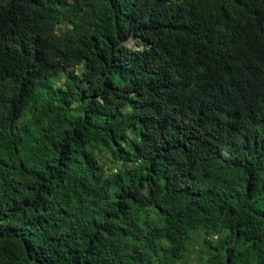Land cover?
Segmentation results:
<instances>
[{
  "label": "trees",
  "instance_id": "16d2710c",
  "mask_svg": "<svg viewBox=\"0 0 264 264\" xmlns=\"http://www.w3.org/2000/svg\"><path fill=\"white\" fill-rule=\"evenodd\" d=\"M193 238L264 264V0H0V264Z\"/></svg>",
  "mask_w": 264,
  "mask_h": 264
},
{
  "label": "rangeland",
  "instance_id": "374dc122",
  "mask_svg": "<svg viewBox=\"0 0 264 264\" xmlns=\"http://www.w3.org/2000/svg\"><path fill=\"white\" fill-rule=\"evenodd\" d=\"M127 42L129 44L133 43L131 39H128ZM204 247L205 246L201 243L200 238H193L186 257L182 262H179L178 264H196L197 262H199L202 254L204 253Z\"/></svg>",
  "mask_w": 264,
  "mask_h": 264
},
{
  "label": "water",
  "instance_id": "95a60500",
  "mask_svg": "<svg viewBox=\"0 0 264 264\" xmlns=\"http://www.w3.org/2000/svg\"><path fill=\"white\" fill-rule=\"evenodd\" d=\"M132 40V39H131Z\"/></svg>",
  "mask_w": 264,
  "mask_h": 264
}]
</instances>
